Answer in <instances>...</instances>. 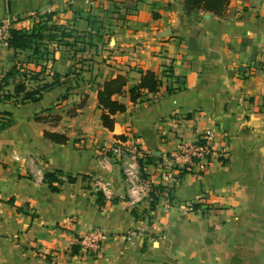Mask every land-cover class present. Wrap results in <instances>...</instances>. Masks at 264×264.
Instances as JSON below:
<instances>
[{
	"label": "crops",
	"instance_id": "1",
	"mask_svg": "<svg viewBox=\"0 0 264 264\" xmlns=\"http://www.w3.org/2000/svg\"><path fill=\"white\" fill-rule=\"evenodd\" d=\"M97 6L122 27L81 87L70 88L68 51L42 61L0 48V124L10 123L0 127V264H264V0H229L222 14L188 13L185 0H0V19L47 13L94 32ZM140 70L162 83L132 100ZM119 74L127 84L113 98L126 109L110 129L97 92ZM207 128L216 147L228 144L227 163L185 174L171 205L133 207L109 148L136 142L153 160ZM55 171L63 175L50 185L45 174ZM95 227L104 246L83 256L74 240Z\"/></svg>",
	"mask_w": 264,
	"mask_h": 264
},
{
	"label": "built area",
	"instance_id": "2",
	"mask_svg": "<svg viewBox=\"0 0 264 264\" xmlns=\"http://www.w3.org/2000/svg\"><path fill=\"white\" fill-rule=\"evenodd\" d=\"M16 17L0 19V48L9 47L10 29ZM217 134L214 129H205L197 138H181L174 148L158 158L150 159L151 154L136 142H117L109 148L124 168L126 198L133 206L144 200L164 199L168 205L174 201V190L185 174L201 176L210 164L217 161L225 165L230 157L227 143L216 147ZM98 190H106L108 183L96 181ZM107 238L99 227L81 233L74 240L79 254L90 257L100 254Z\"/></svg>",
	"mask_w": 264,
	"mask_h": 264
},
{
	"label": "rangeland",
	"instance_id": "3",
	"mask_svg": "<svg viewBox=\"0 0 264 264\" xmlns=\"http://www.w3.org/2000/svg\"><path fill=\"white\" fill-rule=\"evenodd\" d=\"M103 10L105 11L104 7L97 6L96 13L91 15V26L94 32L91 29L84 31L79 27L77 28L76 23L73 22L59 23V20L51 18L47 13H31L27 17H18L19 23L17 26L32 36V48L28 49L27 53L32 55L33 59L38 58V60L48 61L55 51L65 50L71 54L72 61L64 69H66V73L74 74L71 75L70 88H77L86 84L87 80H92V76H95L96 67L93 63L96 59L100 58L106 62L107 57H109L106 56V51L112 49L109 47L110 39L121 31L122 23L117 22L118 19H121L120 15L114 16L110 13H104ZM113 11L120 13L115 9ZM109 12L112 13V11ZM107 17H112V20H108ZM72 20L74 19L71 18ZM105 22L106 25H104ZM83 60H91V62H83ZM44 66L45 64H42L41 67ZM77 69H81V71L76 72ZM82 71L86 74H82ZM58 81H61V79L59 78ZM67 93H69L68 89ZM7 123L8 121H3L0 127Z\"/></svg>",
	"mask_w": 264,
	"mask_h": 264
},
{
	"label": "trees",
	"instance_id": "4",
	"mask_svg": "<svg viewBox=\"0 0 264 264\" xmlns=\"http://www.w3.org/2000/svg\"><path fill=\"white\" fill-rule=\"evenodd\" d=\"M229 0H185V10L188 13L192 11H210L216 14H222L228 5ZM19 19L14 20V27L10 29L11 36L8 40L9 47L13 48L14 50H26L32 48L33 39L30 34L23 31L21 28L17 26V22ZM35 50V49H34ZM11 72V71H10ZM141 78L140 82L133 86L129 91L131 94L132 100H137L139 97L142 96L144 91L147 92H155L158 90L159 86L162 83V79L151 70H140ZM56 83L59 82L58 79L55 80ZM55 83H45L42 88H48L53 86ZM127 84V77L125 75H117L114 78L105 80L102 84L99 85V89L97 92L98 97V104L99 107L102 109V121L103 125L107 128H112L113 126V115L117 112H122L126 109V106L113 98L116 94H121L125 91V86ZM25 86L23 84H18L16 87V92L23 91ZM175 90V89H173ZM39 93V89L33 92H26L24 94V99H31L35 98L34 94ZM8 95L5 96L7 98ZM10 123L8 121L7 124L2 126L1 128H5L9 126ZM49 134V133H48ZM52 137H56L59 142L65 141L66 137L59 136L55 134H51ZM63 175L62 171H55V172H47L45 174V179L49 184L53 181H60V176ZM70 180H73L70 178ZM54 190L57 188L52 187Z\"/></svg>",
	"mask_w": 264,
	"mask_h": 264
}]
</instances>
